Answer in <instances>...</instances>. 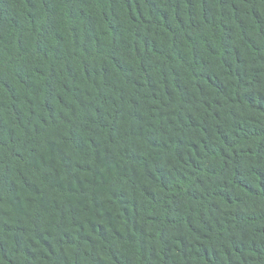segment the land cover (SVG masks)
<instances>
[{
  "label": "trees",
  "instance_id": "obj_1",
  "mask_svg": "<svg viewBox=\"0 0 264 264\" xmlns=\"http://www.w3.org/2000/svg\"><path fill=\"white\" fill-rule=\"evenodd\" d=\"M0 264H264V0H0Z\"/></svg>",
  "mask_w": 264,
  "mask_h": 264
}]
</instances>
